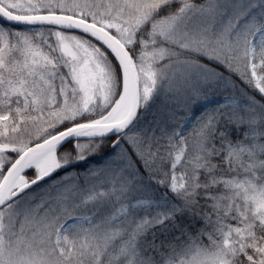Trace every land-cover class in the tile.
Instances as JSON below:
<instances>
[{
	"label": "snow or ice",
	"instance_id": "1",
	"mask_svg": "<svg viewBox=\"0 0 264 264\" xmlns=\"http://www.w3.org/2000/svg\"><path fill=\"white\" fill-rule=\"evenodd\" d=\"M0 264H264V0H0Z\"/></svg>",
	"mask_w": 264,
	"mask_h": 264
}]
</instances>
